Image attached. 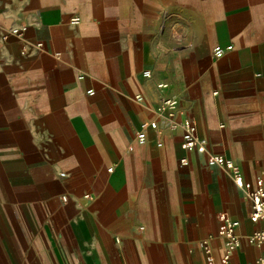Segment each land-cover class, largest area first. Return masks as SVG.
<instances>
[{
	"label": "crops",
	"instance_id": "0c3cea01",
	"mask_svg": "<svg viewBox=\"0 0 264 264\" xmlns=\"http://www.w3.org/2000/svg\"><path fill=\"white\" fill-rule=\"evenodd\" d=\"M185 119L264 179V0H0V264H206L203 242L221 264L219 213L232 263L264 264L232 174L180 148Z\"/></svg>",
	"mask_w": 264,
	"mask_h": 264
},
{
	"label": "built area",
	"instance_id": "2783aa9c",
	"mask_svg": "<svg viewBox=\"0 0 264 264\" xmlns=\"http://www.w3.org/2000/svg\"><path fill=\"white\" fill-rule=\"evenodd\" d=\"M77 18H71L69 22L74 23ZM226 49H230L227 46ZM224 49L216 48L214 53L216 56H221ZM143 75L148 77L149 72L144 71ZM160 89L166 87L165 84H158ZM178 106V101L173 97H166L161 101L159 110L167 111L169 116H173L176 108ZM182 136L180 142V148L188 153L195 152L200 155L205 156L206 164L210 167L221 166L225 170L229 171L233 176L234 184L242 190L246 197L251 203V214L250 219L253 222H260L261 227L255 230L248 238L247 241L250 244H257L264 246V179L261 176L255 177L253 180L248 181L243 178V175L239 167L230 159H226L221 155H216L212 153H206V148L203 140L196 136V126L189 119L181 121ZM144 127L151 129L156 128V122L151 121L147 125H143L141 130L137 132V141L142 143L145 140ZM181 166H186L188 164L187 158L183 157L179 160ZM110 170V169H109ZM61 176H64L61 173ZM218 222V234L226 239V244L224 251L220 257L221 264H233L231 261V254L239 247L240 239L235 234V222L229 219L224 213H219L215 216ZM203 249L205 252L206 264H214V257L211 253V249L207 242H203ZM264 263V258L262 260Z\"/></svg>",
	"mask_w": 264,
	"mask_h": 264
}]
</instances>
